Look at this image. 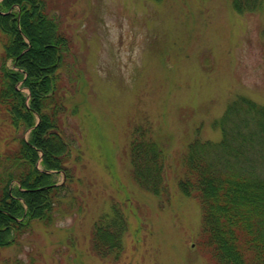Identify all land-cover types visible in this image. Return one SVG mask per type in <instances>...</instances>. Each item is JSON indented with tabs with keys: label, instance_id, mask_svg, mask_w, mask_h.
Segmentation results:
<instances>
[{
	"label": "rangeland",
	"instance_id": "rangeland-1",
	"mask_svg": "<svg viewBox=\"0 0 264 264\" xmlns=\"http://www.w3.org/2000/svg\"><path fill=\"white\" fill-rule=\"evenodd\" d=\"M250 1L256 7L240 13L233 0H51L82 72L70 102L79 113L67 120L83 154L76 200L64 202L53 224L33 222L19 245L0 250V264H216L202 243L200 203L177 182L188 145L218 141L214 121L232 101L264 105V0ZM4 124L0 115L1 135ZM137 127L166 148L169 197L133 177ZM115 206L128 222L123 252L103 259L92 231Z\"/></svg>",
	"mask_w": 264,
	"mask_h": 264
},
{
	"label": "trees",
	"instance_id": "trees-1",
	"mask_svg": "<svg viewBox=\"0 0 264 264\" xmlns=\"http://www.w3.org/2000/svg\"><path fill=\"white\" fill-rule=\"evenodd\" d=\"M250 2L234 0V7L251 11L257 3ZM0 43V115L9 131L0 134L2 250L19 245L33 222L53 224L64 202L76 200L71 186L83 154L67 121L79 113L78 101L70 105L81 81L79 57L51 0H1ZM214 127L218 141L196 139L182 154L179 189L200 203L202 243L216 264H264V105L237 97ZM165 149L150 129H134L133 177L159 197L169 194ZM113 211L92 231L93 251L103 259L120 257L128 229L123 211Z\"/></svg>",
	"mask_w": 264,
	"mask_h": 264
}]
</instances>
